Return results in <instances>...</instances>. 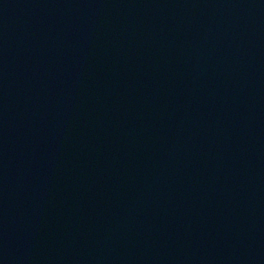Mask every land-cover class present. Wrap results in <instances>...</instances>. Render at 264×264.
I'll use <instances>...</instances> for the list:
<instances>
[{
    "label": "water",
    "instance_id": "water-1",
    "mask_svg": "<svg viewBox=\"0 0 264 264\" xmlns=\"http://www.w3.org/2000/svg\"><path fill=\"white\" fill-rule=\"evenodd\" d=\"M0 264H264V0H0Z\"/></svg>",
    "mask_w": 264,
    "mask_h": 264
}]
</instances>
